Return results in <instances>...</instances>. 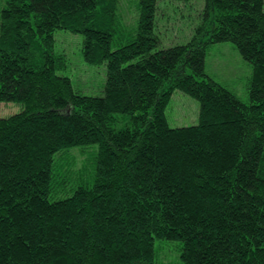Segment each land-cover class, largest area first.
<instances>
[{
    "label": "trees",
    "instance_id": "16d2710c",
    "mask_svg": "<svg viewBox=\"0 0 264 264\" xmlns=\"http://www.w3.org/2000/svg\"><path fill=\"white\" fill-rule=\"evenodd\" d=\"M193 3L207 40L160 47L158 0H0V103L21 105L0 116V264H171L168 243L178 264H264V0ZM57 30L106 66L103 95L61 74ZM223 42L248 102L206 72ZM176 91L196 125L171 127Z\"/></svg>",
    "mask_w": 264,
    "mask_h": 264
},
{
    "label": "rangeland",
    "instance_id": "374dc122",
    "mask_svg": "<svg viewBox=\"0 0 264 264\" xmlns=\"http://www.w3.org/2000/svg\"><path fill=\"white\" fill-rule=\"evenodd\" d=\"M196 0H158L156 16V33L160 39V47L185 44L196 36L207 40L214 21L205 18L199 12L200 4ZM123 21L132 26L139 12L136 2L121 3ZM136 12V14L134 13ZM201 33V34H200ZM55 50L65 54L67 67L61 72L71 78L73 85L86 95L101 96L106 83V66L91 65L85 62L82 54L83 36L66 30L55 32ZM206 72L216 82L233 91L244 102L249 101L248 86L252 73V65L240 55L230 42L210 46L206 58ZM187 73H190L188 70ZM21 110L20 104L0 103V116H8ZM199 102L180 91H176L167 110L171 127H188L198 123ZM78 164L83 159L79 154ZM165 255L171 264H178L176 243L164 244ZM180 264V263H179Z\"/></svg>",
    "mask_w": 264,
    "mask_h": 264
}]
</instances>
